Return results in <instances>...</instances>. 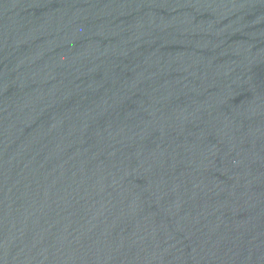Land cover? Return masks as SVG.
Segmentation results:
<instances>
[{
  "label": "water",
  "instance_id": "95a60500",
  "mask_svg": "<svg viewBox=\"0 0 264 264\" xmlns=\"http://www.w3.org/2000/svg\"><path fill=\"white\" fill-rule=\"evenodd\" d=\"M0 264H264V0H0Z\"/></svg>",
  "mask_w": 264,
  "mask_h": 264
}]
</instances>
